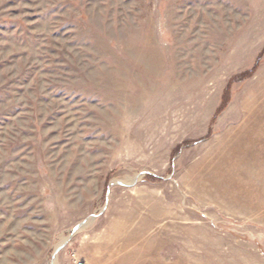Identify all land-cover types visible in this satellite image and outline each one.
<instances>
[{"label":"rangeland","instance_id":"rangeland-1","mask_svg":"<svg viewBox=\"0 0 264 264\" xmlns=\"http://www.w3.org/2000/svg\"><path fill=\"white\" fill-rule=\"evenodd\" d=\"M70 252L264 264V0H0V264Z\"/></svg>","mask_w":264,"mask_h":264},{"label":"water","instance_id":"water-1","mask_svg":"<svg viewBox=\"0 0 264 264\" xmlns=\"http://www.w3.org/2000/svg\"><path fill=\"white\" fill-rule=\"evenodd\" d=\"M136 179V178H134ZM134 181L132 180L130 183H124L122 181H112L111 184H120V185H131ZM95 216H92L90 217L89 219L83 221L82 223H80L77 228L74 230V232L84 228L88 223L89 221H91ZM67 238L61 242L56 248H55V253L58 254V252L63 248L64 246V243L66 242Z\"/></svg>","mask_w":264,"mask_h":264},{"label":"built area","instance_id":"built-area-1","mask_svg":"<svg viewBox=\"0 0 264 264\" xmlns=\"http://www.w3.org/2000/svg\"><path fill=\"white\" fill-rule=\"evenodd\" d=\"M63 264H87L86 260L74 252L65 254Z\"/></svg>","mask_w":264,"mask_h":264},{"label":"bare ground","instance_id":"bare-ground-1","mask_svg":"<svg viewBox=\"0 0 264 264\" xmlns=\"http://www.w3.org/2000/svg\"><path fill=\"white\" fill-rule=\"evenodd\" d=\"M53 264H56V257H53Z\"/></svg>","mask_w":264,"mask_h":264}]
</instances>
